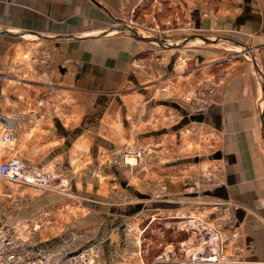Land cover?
<instances>
[{
	"label": "crops",
	"instance_id": "crops-1",
	"mask_svg": "<svg viewBox=\"0 0 264 264\" xmlns=\"http://www.w3.org/2000/svg\"><path fill=\"white\" fill-rule=\"evenodd\" d=\"M11 116L0 163L69 181L58 193L0 179V228L31 248L97 228L96 264H193L199 238L179 218H198L219 223L226 257L264 264V0H0V121ZM161 187L178 197L155 201ZM16 192L29 201L15 206ZM150 217L137 253L123 225L136 218L134 237Z\"/></svg>",
	"mask_w": 264,
	"mask_h": 264
},
{
	"label": "built area",
	"instance_id": "built-area-1",
	"mask_svg": "<svg viewBox=\"0 0 264 264\" xmlns=\"http://www.w3.org/2000/svg\"><path fill=\"white\" fill-rule=\"evenodd\" d=\"M212 92V86L208 85L199 99L208 100ZM15 121L16 116L0 121V142L3 147H11L14 141V127L11 122ZM0 179L40 190H48L54 186L58 193H65L69 184L65 178L58 179L49 172L29 169L17 156H10L0 163ZM151 196L157 202H170L178 197L165 187H161L157 192L152 191ZM124 201L122 197L117 203ZM154 220V217H150L143 228H138L134 237L136 218L125 221L123 232L138 246L137 253L145 231ZM179 220L185 221L182 222L179 231L199 238L198 247L190 255L193 264H243L240 260L225 256L219 223H209L198 218L181 217ZM97 235V228L82 229L63 235L55 245L48 248H31L32 241L30 237L23 235L22 230L3 227L0 228V264H96L102 254V245L97 242ZM233 236L235 234H232ZM168 259V255L161 256L151 264L167 263Z\"/></svg>",
	"mask_w": 264,
	"mask_h": 264
},
{
	"label": "rangeland",
	"instance_id": "rangeland-1",
	"mask_svg": "<svg viewBox=\"0 0 264 264\" xmlns=\"http://www.w3.org/2000/svg\"><path fill=\"white\" fill-rule=\"evenodd\" d=\"M131 28L133 29V30H135L132 26H131ZM135 31H137V32H139L140 33V35H142V36H144V37H146V38H148V39H151V40H154L155 42L156 41H159V40H156V39H152V36L151 35H153V34H150V33H142V32H140V31H138V30H135ZM210 41H214V42H218L217 40H215V39H212V40H210ZM199 45H202L203 47H210L211 45H214V44H211V43H209V44H206L205 45V42L203 41V42H200V44ZM211 47H213V46H211ZM131 152H133L134 150H130ZM130 152V153H131ZM68 183H69V181H68ZM2 182H0V188H2ZM2 190V189H1ZM5 190V189H4ZM4 190H2V191H4ZM17 193V197H16V199H15V201H14V204H15V206H21V205H24V204H26L28 201H29V198L28 197H23V196H21L19 193L20 192H16ZM20 196H19V195ZM24 195V194H23ZM10 209L8 208V205L6 204V202H5V198H1L0 197V221H2L3 222V224L5 223L4 221H6V216H7V214L9 213L8 211H9ZM148 221V220H147Z\"/></svg>",
	"mask_w": 264,
	"mask_h": 264
},
{
	"label": "water",
	"instance_id": "water-1",
	"mask_svg": "<svg viewBox=\"0 0 264 264\" xmlns=\"http://www.w3.org/2000/svg\"><path fill=\"white\" fill-rule=\"evenodd\" d=\"M126 30H127L129 33H131L132 35H134L135 37H137L138 39L142 40V41L150 42V43H151V42H155V41H153V40H151V39H148V38H146V37H144V36L138 34L135 30H133V29L130 28V27H127ZM204 40H205V39H204ZM184 118H185V117H184ZM201 118H202V117H200V116H197V117H195V116H189V117H186V118H185V121H184V122L188 123V122H190V121H200Z\"/></svg>",
	"mask_w": 264,
	"mask_h": 264
}]
</instances>
